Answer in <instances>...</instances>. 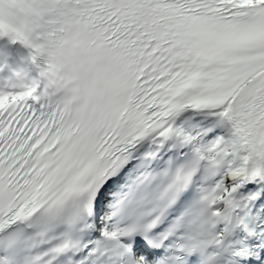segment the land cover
<instances>
[{
  "label": "snow or ice",
  "instance_id": "obj_1",
  "mask_svg": "<svg viewBox=\"0 0 264 264\" xmlns=\"http://www.w3.org/2000/svg\"><path fill=\"white\" fill-rule=\"evenodd\" d=\"M0 37V264H264V0H0Z\"/></svg>",
  "mask_w": 264,
  "mask_h": 264
},
{
  "label": "bare ground",
  "instance_id": "obj_2",
  "mask_svg": "<svg viewBox=\"0 0 264 264\" xmlns=\"http://www.w3.org/2000/svg\"><path fill=\"white\" fill-rule=\"evenodd\" d=\"M0 48H7L9 55L12 57H18V53L16 52V50H20L18 43H6V38L0 37Z\"/></svg>",
  "mask_w": 264,
  "mask_h": 264
}]
</instances>
